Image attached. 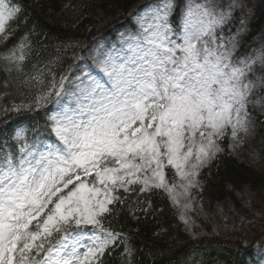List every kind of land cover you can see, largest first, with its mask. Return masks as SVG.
Listing matches in <instances>:
<instances>
[{
    "label": "snow or ice",
    "instance_id": "obj_1",
    "mask_svg": "<svg viewBox=\"0 0 264 264\" xmlns=\"http://www.w3.org/2000/svg\"><path fill=\"white\" fill-rule=\"evenodd\" d=\"M179 7L159 0L126 50H90L91 70L78 76L58 73L52 62L26 71L27 33L0 53L2 87L28 101L0 112H43L37 128L46 137L37 146L17 129L16 151L7 141L0 147V264H103L121 245L123 264H133L127 234L105 224L129 194L147 213L151 202L138 197L162 192L192 231L201 170L224 152L226 137L234 153L255 134L249 105L264 109V35L237 57L245 0H189L177 17ZM237 9L240 27L225 36ZM22 12L19 2L0 0V41ZM240 193L249 207L264 197L247 185Z\"/></svg>",
    "mask_w": 264,
    "mask_h": 264
},
{
    "label": "trees",
    "instance_id": "obj_2",
    "mask_svg": "<svg viewBox=\"0 0 264 264\" xmlns=\"http://www.w3.org/2000/svg\"><path fill=\"white\" fill-rule=\"evenodd\" d=\"M135 1L13 0L23 6V12L9 23L12 35L5 43L0 41V53L13 47L27 33L32 48L25 70L32 71V65L36 63L43 66L52 62L51 67L55 71L65 73L67 63L82 43L90 42L100 28L115 22ZM259 3L248 20L247 30L238 38L237 57L250 51L255 38L264 28V0ZM2 66L0 61V108H11L13 103H27V99L13 89L2 87L6 78ZM6 91L8 95H5ZM259 108L258 104L249 105L258 120L264 115ZM43 116V112L27 110L19 113L10 111L7 115L0 112V147H4L7 141L11 150L16 151L18 145L14 136L17 129H24L29 143L35 142L40 146L46 138L40 134L42 129L37 128L38 122L43 123ZM228 144L227 141L222 144L224 152L203 168L199 177L202 190H199L196 199L211 218L219 207L225 209L230 206L233 208L231 211L238 212L247 210L241 199L243 186H250L256 191L264 187L263 164L239 161L231 155ZM138 198L151 202L147 213L139 210L147 204L135 205L137 196L129 194L125 204L118 205V211L105 221L106 225L127 234L128 243L134 249L133 264H249V259L252 264H259L253 255L248 257L241 245L231 248L212 238V241L207 238L193 239L179 220L176 208L162 192L155 191ZM122 251V245L115 248L111 257L104 256L103 264H123L125 258L121 255Z\"/></svg>",
    "mask_w": 264,
    "mask_h": 264
},
{
    "label": "rangeland",
    "instance_id": "obj_3",
    "mask_svg": "<svg viewBox=\"0 0 264 264\" xmlns=\"http://www.w3.org/2000/svg\"><path fill=\"white\" fill-rule=\"evenodd\" d=\"M143 1L144 0H140L139 3ZM150 1V5L142 10L141 16L145 15V13H147L152 7H155L157 3H159V0ZM175 2L177 3L178 0H175ZM188 2L189 0H183L180 2L179 6L181 7V10ZM228 2H230V0H223V3L225 4ZM245 3L247 7L243 10V14H246L245 20L247 21L253 14L258 1L245 0ZM130 11L124 14V16L119 20L120 26L110 27L111 32L115 35L114 38L108 34L105 35V33L102 35L101 33L104 31L102 30L99 35L92 40V42L89 44H83L82 51L76 53L72 61L68 64V70L71 69V74L73 77L81 75L82 72L91 70L90 66L92 65V59L90 56V50H114L116 52H121L127 49L128 43L139 32V18H137L135 14L132 16ZM241 15L242 11L240 9H237L234 12V19L230 24L232 31L229 30V26L226 27L224 29L225 36L235 33L237 28L240 27ZM262 35H264V31ZM262 35L260 38H258L252 50L259 47V42ZM93 74L96 73L93 71ZM64 102L71 103L70 97H65ZM260 109L264 112V109H262L261 106ZM253 119L256 122L254 136L248 138L246 142L239 146L232 154L240 161L261 163L264 167V136H261L260 134L262 127H260L258 121H256L254 117ZM228 140L230 141V138H228ZM251 153H257L258 159L253 160L250 156ZM171 176L169 175V177ZM261 190H264V187L257 192H260ZM198 192L199 190L193 193L195 196L194 207L188 212V216L194 221V227L192 231H189L184 222L180 220L184 224V228L186 229L187 233L193 239L207 238L211 240L212 238L216 239L220 243L230 245L231 248H233L235 245H241L242 249L253 247L254 253L259 257L260 263L264 264V217L255 216L256 211L264 209V197H258L256 200H254L251 207L246 206L244 202L247 210L245 209L241 212L231 211L233 208L230 206L225 207V209L223 207H219L211 218L208 216V212L198 205L196 199ZM176 211L179 217V210L176 209ZM241 216H244L246 220H251L252 223H245L241 225ZM233 225H235V227H233ZM193 233H195V235ZM244 242H246V244Z\"/></svg>",
    "mask_w": 264,
    "mask_h": 264
},
{
    "label": "bare ground",
    "instance_id": "obj_4",
    "mask_svg": "<svg viewBox=\"0 0 264 264\" xmlns=\"http://www.w3.org/2000/svg\"><path fill=\"white\" fill-rule=\"evenodd\" d=\"M148 5H150V2L147 3V1L137 4L134 8L131 9V14L139 18L138 13L140 9L146 8Z\"/></svg>",
    "mask_w": 264,
    "mask_h": 264
}]
</instances>
